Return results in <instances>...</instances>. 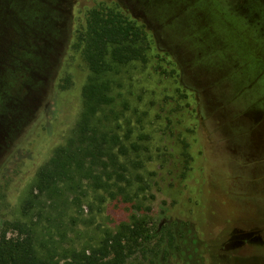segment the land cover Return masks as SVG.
I'll return each mask as SVG.
<instances>
[{
  "label": "rangeland",
  "instance_id": "1",
  "mask_svg": "<svg viewBox=\"0 0 264 264\" xmlns=\"http://www.w3.org/2000/svg\"><path fill=\"white\" fill-rule=\"evenodd\" d=\"M30 2L24 4V15L6 18L16 33L26 32L46 15V0ZM219 3L235 11L224 17L223 27L193 29L180 42L172 33L161 39L160 45L167 46L174 38L176 82L161 74L155 58L107 71L111 100L95 113L94 122L118 137L111 149L114 161L125 167L118 168L124 179L116 180L115 165L107 163L102 169L93 164L91 173L99 175L103 186L76 173L51 191L38 193L34 172L55 146L74 134L83 105L81 87L89 74L75 50L66 53L69 34L64 24L53 64L43 77L40 101L34 105L44 112L41 134L12 162L13 145L23 127L32 125L30 114L0 148V217L30 223L42 253L62 260L73 250L98 246L106 232L127 219L130 209L151 214L156 224L170 218L169 204L182 188L183 163L182 127L172 123L178 118L170 112L176 83L187 82L214 160L202 180L204 188H191L194 202L182 217L189 222L185 245L190 252L174 253L165 264H264V0ZM12 29V39L5 38L11 49ZM5 67L13 69L11 57ZM9 74L0 69V90L4 83L5 90L12 88ZM66 76L70 82L61 88L60 78ZM121 146L125 156L118 150ZM28 199L32 202L24 214L22 205Z\"/></svg>",
  "mask_w": 264,
  "mask_h": 264
},
{
  "label": "trees",
  "instance_id": "2",
  "mask_svg": "<svg viewBox=\"0 0 264 264\" xmlns=\"http://www.w3.org/2000/svg\"><path fill=\"white\" fill-rule=\"evenodd\" d=\"M30 1L0 0V69L10 72L8 85H13L10 90H5L4 83L0 90V148L18 125L33 114L32 125L23 127V133L13 145L12 162L21 159L27 152L25 144L34 142L42 132L44 112L35 106L40 101L43 77L53 64L64 24L69 34L66 53L75 50L89 72L81 87L83 105L74 134L55 146L34 172V189L38 193L51 191L76 173L90 176L103 186L99 175L91 173L93 164L102 169L107 163L115 165L116 180H123L124 175L118 168L125 170V167L118 160L114 161L115 153L111 149L113 142L119 139L94 122L95 113L111 100L110 84L105 77L107 71L115 65L145 63L155 58L161 74L169 75L176 82L174 38L169 36L170 43L160 45L165 33H172L180 42L184 35L189 38L193 29L208 31L223 27L224 17H232L235 12L229 9L232 5L222 9L224 5H220L219 0H73V5L72 0H46V15L41 22L31 23L29 29L20 34L11 27L15 35L11 49L5 39L8 36L12 39L6 18L24 15V4ZM175 29L178 30L175 32ZM10 57L13 69L8 71L5 62ZM10 75L15 81L10 80ZM60 80L61 88H66L70 82L68 76ZM175 90V105L170 113L176 112L178 119L172 123L182 127L179 138L183 160L179 173L182 188L169 204L171 215L167 221L156 224L151 214L130 209L127 219L119 222L114 231L106 232L98 246L73 250L60 260L37 248L35 231L30 223L17 217L1 216L0 264H165L174 253L190 252L189 246L185 245L189 222L182 217L187 216L188 207L194 202L191 188H204L202 180H206L214 159L198 122V108L191 102V85L176 83ZM132 147L136 148L134 144ZM118 150L124 156L127 154L122 146ZM133 163L139 164L138 161ZM3 168H0V178ZM31 202L28 199L22 205L24 214Z\"/></svg>",
  "mask_w": 264,
  "mask_h": 264
}]
</instances>
